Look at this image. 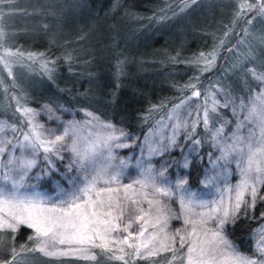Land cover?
I'll list each match as a JSON object with an SVG mask.
<instances>
[{"label":"trees","instance_id":"trees-1","mask_svg":"<svg viewBox=\"0 0 264 264\" xmlns=\"http://www.w3.org/2000/svg\"><path fill=\"white\" fill-rule=\"evenodd\" d=\"M205 1L0 0V122L18 124L22 111L17 109L46 113L48 106L59 117L49 125L92 113L98 118L94 125L110 123L142 139L172 108L193 97L191 84L202 98L222 89L237 103H247L264 86L252 75L253 70L264 72V16L255 10L238 15V0L220 5ZM260 2L256 0L257 8ZM213 50L215 65L200 71L197 56ZM6 53H13L8 55L15 66L10 73L2 62ZM205 165L191 164V187L199 186ZM262 211L264 201L258 199L252 212L244 216L242 209L236 222L227 225L228 238L242 254L253 253L254 236L264 225ZM33 234L24 226L17 232L0 231V264L11 260L12 245L18 250L31 246L28 237ZM171 255L135 259L134 264H152ZM14 264L123 262L99 255L96 260L50 258L37 251L20 253Z\"/></svg>","mask_w":264,"mask_h":264},{"label":"snow or ice","instance_id":"snow-or-ice-1","mask_svg":"<svg viewBox=\"0 0 264 264\" xmlns=\"http://www.w3.org/2000/svg\"><path fill=\"white\" fill-rule=\"evenodd\" d=\"M191 2L195 3V0ZM254 10L264 16V0H261L258 8L256 0L251 3L244 0L237 12L244 16L246 12ZM249 22L245 20V23ZM32 58L30 54L29 59ZM215 59L213 50L207 54L199 53L195 62L198 66L202 65L199 70L205 72L211 71ZM252 75L264 85V72L253 70ZM190 86L191 95L200 97L201 93L196 90L195 84ZM222 99L223 103L216 98L215 92L205 95L202 111L196 113L188 136L191 138L195 128L202 123L221 150L217 163H229L231 158H238L241 179L238 184L227 189V199L221 196L217 201L206 203L202 200L198 202L196 194L184 187L188 183L187 178H181L175 185L178 192L182 190L184 193L179 195V216L171 213L167 204L159 199L178 194L156 183L157 176L163 177L166 168L154 173L151 165L140 163L139 166L143 168L141 177L129 183L122 181L121 176L127 163L120 160L114 164L116 157L113 149L130 146L122 140L125 136L123 130L116 129L110 123H98L93 125V128H99L98 132L82 135L85 126L72 121L58 132L49 130L45 136L41 131L43 125L36 121L37 112L30 108L17 109L22 111L26 131L15 125L0 123V158L7 153V160L0 161V231L17 232L20 226H25L33 229L34 234L28 237L29 241H33L31 246L20 245L19 250L15 245L11 246V260L8 264H14L20 253L37 251L54 258L96 260L99 255L101 260L106 257L109 261L119 260L123 264H134L133 259H125V256L147 260L162 253L172 255L170 258L166 256L163 261L153 259L152 264H175L177 260L180 264H264V228L260 229V240L256 247L259 260L241 254L224 234L225 225L236 222L242 207L243 215L247 216L250 210L255 209L258 196L264 201V194L260 191L264 187V91L252 96L247 103L243 100L237 103L227 94ZM179 107L181 105H177ZM229 107L233 116L243 113V119H238L235 131L225 136L224 124L227 121L213 128H209V121L210 118L215 120L218 108ZM45 109L49 119L59 120L53 109L48 106ZM86 115L91 118L88 123L98 121L94 114ZM181 126L185 130L189 128L187 124H177V128ZM6 130L22 139L13 143L12 137L2 135ZM175 143L174 135L169 144L155 151L163 154ZM199 143V140L193 141L194 145ZM17 149H21L20 156L15 155ZM24 150H31L33 158H25ZM41 150L45 154L43 159L47 167L29 180V173L37 163L34 157ZM195 150L193 147V153ZM63 151H70L74 157L65 171L57 168L47 155L51 153L63 159ZM190 163L186 157L183 167L188 168ZM74 167L78 169L76 176L70 175ZM57 176L59 179H56ZM45 177L55 185L57 197L54 199L45 198L35 191L38 184L33 181L38 182ZM61 180L72 185V190L66 191ZM202 183L210 187L215 183V177L205 176ZM246 195L249 197L247 200ZM144 203L147 209L142 206ZM261 217H264V211ZM171 218L183 219L185 227L177 228L169 234L166 229ZM134 224L138 225L136 231H132ZM149 227L157 231L150 232L146 237ZM114 233L124 235L115 236ZM161 234L162 238L157 240ZM8 239L14 240L15 237L9 236ZM3 240L4 237L0 235V244ZM125 246L131 251H126ZM91 249L100 251L94 253Z\"/></svg>","mask_w":264,"mask_h":264},{"label":"rangeland","instance_id":"rangeland-1","mask_svg":"<svg viewBox=\"0 0 264 264\" xmlns=\"http://www.w3.org/2000/svg\"><path fill=\"white\" fill-rule=\"evenodd\" d=\"M212 2L216 3L217 5H220L222 3H226V0H212ZM238 2H239L238 5H240L242 2H244V0H238ZM246 2L250 3L249 0H246ZM205 3L210 4L211 0H206ZM261 16L262 15H260V17ZM246 46L247 45H244L245 48ZM10 59H14V58L12 56L9 57L7 55L2 59L3 64L7 65L6 68L9 73L10 70L13 69V67H15L13 65L14 62L12 63ZM19 71L21 72L20 73L21 75H26L24 70L19 69ZM262 91H264V86ZM210 94L212 93L210 92ZM215 94H216V98L220 100L221 103H223V99H222L223 95L227 94L232 97L230 93L224 92L222 89L221 91L219 90ZM203 103H204V98H202V96L200 97L193 96L185 100L183 103L178 104L181 105V107L177 108L176 105L174 108L170 110V112L164 118L159 120L153 126L150 132L142 139H140L138 135H128V133H125V136L122 137V140L127 142L130 146L126 148L113 149L114 155L116 157V160L113 163L117 164L120 160H124L127 163V167L123 169V173L121 176L122 181L124 183H129L134 179L140 178L141 173L143 172V168L140 167L139 164L146 163L148 165H151L154 173L158 172L161 169L166 168L163 177L157 176L156 183L162 187L171 188L173 192H178V190L175 188V185L181 178H187L188 180V170L191 167V164L195 161H205L206 165L199 186L197 188H193L187 183L184 187L188 189L190 192H194L196 194V198L198 202L202 200L206 203H212L214 201H217L221 196L227 199L228 196L227 189L229 187H233L236 184H238L241 179L240 169L238 167V158L236 157L231 158V162L229 163H225L224 161H219V163H217V158L221 155V150L216 146L215 141L212 139V137L209 134V131L203 127L202 123H200L195 128L191 138H189L188 136V132L192 131L190 126L193 120H195L196 113L202 111ZM229 108H230V112H228L229 114L227 112L225 113L223 112L224 108H218L215 114V120L210 118L209 128H213L214 126H219L220 124H224V121H227V123L224 124V133L225 136H230L231 133L235 131V125L238 119H243V113H239L238 116H233L231 107ZM34 111L38 113V115L36 116V121L39 124L43 125L41 131L45 133V136H47L49 130H56L58 132L65 126V124L68 123V122H66L65 124L63 123L61 124V126L57 124L49 125V123L52 122L53 120L49 119L48 115L43 110L42 111L34 110ZM211 116L212 114H210V117ZM42 117L46 119L44 122L42 121ZM80 118H81L80 120H74V121L79 122L81 125L85 126V132L82 133V135L92 131H97V132L99 131L98 127L93 128L94 124L92 123V121L91 123H88L90 120L88 119L86 113L80 114ZM23 120L24 117L22 115L18 124L15 123L11 125H15L18 129H23L26 131L27 125L23 123ZM216 121H219V123H217ZM178 123L182 125L187 124L189 128L187 130H185L183 126L177 128ZM117 134H119V132H117ZM2 135L12 137L13 143H17L18 139H22V137H16L15 133H11L7 130ZM174 135H175L176 143L172 144L168 148V150L164 151L163 154H160L158 151H155L156 149L163 148L165 144H169L171 138ZM130 137H134L135 139H130ZM194 140H199L200 141L199 145H194L193 144ZM65 147H67V144L65 145ZM193 147H195L196 149L194 153L192 151ZM9 148H11V145H9ZM15 155L20 156L21 149H17ZM44 155L45 154L41 150L39 154L34 157L37 163H36V167L33 168L29 173V180H31V178L37 175L38 173H41L43 168L47 167V164L43 159ZM47 155L51 157V159L55 162L56 167L59 168L61 171H65L68 163L72 159H74L73 154L70 151H63L61 153L63 159H58L56 156L52 155L51 153ZM24 156L25 158H29V159L33 158V156L31 155V150H24ZM186 157L191 161L190 166L188 168L183 167V161ZM6 160H7V153H5L4 157L0 158V161H6ZM77 173H78V169L74 167L70 175L76 176ZM205 176L215 177V183L210 187L205 186L202 183ZM33 183L38 184V187L35 189V191L39 192L45 198L51 200L57 197V190L55 188V185H53L47 177L39 180L38 182L33 181ZM60 183L63 185L66 191L72 190V185L65 183L63 180H61ZM49 186H51L53 190H49L48 188ZM148 191L150 198H152L151 190L149 189ZM260 191L262 194H264V187H262ZM180 194H184L182 193V190L179 191L177 195H174L171 198L168 197L159 198L163 203L167 204V208L170 209L171 213H174L177 216L181 215V206L179 202ZM185 197L187 198L186 194ZM245 199L247 200L249 199V197L246 195ZM258 199L259 196L257 197V202ZM142 206L145 209H147L148 207L146 203L142 204ZM242 209L244 208L242 207L241 210ZM253 210L254 209L250 211L252 212ZM154 212L155 209H153V213ZM227 225L228 224L225 225L224 234L227 237V239L230 240L226 232ZM184 227L185 225L183 224V219L171 218L168 221V227L166 229V232L170 234L175 229L184 228ZM137 228L138 225L134 224L132 231H136ZM262 228H264V225H262ZM153 231H157V230L149 227L148 232L145 233V236L147 237L148 234ZM259 232L260 231L256 233V236H254L255 237L254 250L252 255H250L252 258L257 260H259L260 258L259 253L256 252V247L260 240ZM114 235L122 236L124 234L114 233ZM162 236L163 234L158 236L157 240L161 239ZM177 247L179 246L177 245ZM125 249L128 252L131 251L130 249H127L126 246ZM91 251L93 252V249H91ZM243 255H247V254L243 253ZM50 258H54V257H50ZM62 258H74V257H62ZM58 259H61V257ZM136 260L140 261L141 259H136Z\"/></svg>","mask_w":264,"mask_h":264}]
</instances>
